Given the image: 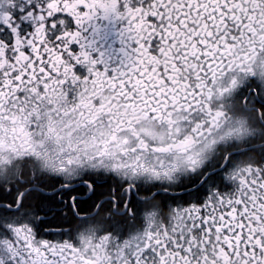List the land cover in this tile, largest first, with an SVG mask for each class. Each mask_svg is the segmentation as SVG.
Returning a JSON list of instances; mask_svg holds the SVG:
<instances>
[{
	"label": "snow or ice",
	"instance_id": "1",
	"mask_svg": "<svg viewBox=\"0 0 264 264\" xmlns=\"http://www.w3.org/2000/svg\"><path fill=\"white\" fill-rule=\"evenodd\" d=\"M0 264H264V0H0Z\"/></svg>",
	"mask_w": 264,
	"mask_h": 264
},
{
	"label": "flooded vegetation",
	"instance_id": "2",
	"mask_svg": "<svg viewBox=\"0 0 264 264\" xmlns=\"http://www.w3.org/2000/svg\"><path fill=\"white\" fill-rule=\"evenodd\" d=\"M125 24V20L114 14L105 16L103 12H98L82 30L85 40L91 44L89 51L92 56L99 58L100 53L103 52L110 68L120 64L124 58V52L121 49L130 50L127 36H122ZM74 47L79 50L78 45ZM97 66L101 69L104 67L103 64ZM77 70L86 74V69L83 66H78Z\"/></svg>",
	"mask_w": 264,
	"mask_h": 264
}]
</instances>
